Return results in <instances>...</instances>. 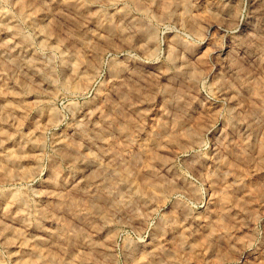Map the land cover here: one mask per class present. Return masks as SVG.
Listing matches in <instances>:
<instances>
[{
  "label": "rangeland",
  "instance_id": "rangeland-1",
  "mask_svg": "<svg viewBox=\"0 0 264 264\" xmlns=\"http://www.w3.org/2000/svg\"><path fill=\"white\" fill-rule=\"evenodd\" d=\"M0 264H264V0H0Z\"/></svg>",
  "mask_w": 264,
  "mask_h": 264
},
{
  "label": "bare ground",
  "instance_id": "bare-ground-1",
  "mask_svg": "<svg viewBox=\"0 0 264 264\" xmlns=\"http://www.w3.org/2000/svg\"><path fill=\"white\" fill-rule=\"evenodd\" d=\"M12 154V155H11ZM13 156V153L8 154V159ZM12 159V158H11Z\"/></svg>",
  "mask_w": 264,
  "mask_h": 264
}]
</instances>
